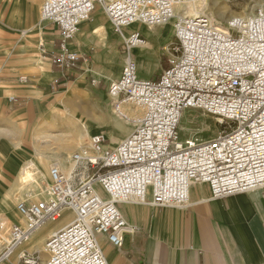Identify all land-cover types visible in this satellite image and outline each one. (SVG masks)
<instances>
[{
    "label": "built area",
    "instance_id": "2783aa9c",
    "mask_svg": "<svg viewBox=\"0 0 264 264\" xmlns=\"http://www.w3.org/2000/svg\"><path fill=\"white\" fill-rule=\"evenodd\" d=\"M196 1L43 0L42 21L54 24L61 37L54 62L64 70L81 59L71 47L81 24L98 8L105 12L123 39L125 58L107 97L112 112L135 128L116 147L105 133L91 136L71 156L69 173L52 166L45 196L19 203L26 221L9 229L0 264L64 210L75 219L46 242L44 264H108L98 237L121 248L125 236L137 232L122 204L187 210L196 185H208L213 200L264 190V8L220 27L205 14H185ZM166 25L177 41L170 65L142 79L134 50L146 38L129 30ZM134 110L138 119L131 117ZM187 111L206 112L223 130L198 146L185 142L179 127ZM16 264H42V258L21 252Z\"/></svg>",
    "mask_w": 264,
    "mask_h": 264
},
{
    "label": "crops",
    "instance_id": "0c3cea01",
    "mask_svg": "<svg viewBox=\"0 0 264 264\" xmlns=\"http://www.w3.org/2000/svg\"><path fill=\"white\" fill-rule=\"evenodd\" d=\"M42 5L43 0H0V182L9 179L11 186V190L0 197V215H3L0 218L1 233L7 240L11 226L22 225L24 221L17 211V198L22 187L20 177L14 179L9 167L13 154L23 162L29 160L26 150L17 148L13 151L9 145V124L21 115L23 101L40 93L42 96L49 94L53 85L59 82L67 86L59 93L62 99L53 105L67 108L68 101L83 99L85 93L78 90L87 87L88 79L96 80L95 75L107 97L108 85L119 78L124 65L123 39L114 32L109 18L107 15L105 18V12L100 8L90 21L81 24L80 33L71 45L81 57L72 70H64L59 64H53V59L42 57L41 52H57L60 40L57 27L42 21ZM102 29L106 36L100 33ZM161 32V29H154L151 39L145 33L144 36L157 42ZM146 45L139 53L148 59L156 52L150 44ZM141 61V58L136 60L140 78L150 79L161 74L156 75L157 69L150 75L144 74ZM23 73L31 75L30 82L22 80ZM41 106L37 112L39 129L34 138L41 140L46 131L59 133L60 137L51 141L50 146L39 140V147L33 138L31 145L36 153H43V164L50 168L51 163L59 164V160V165L64 168L63 156L68 160L72 152L79 150L80 118L71 113L72 116L62 118L43 106L40 111ZM102 114L106 116V113ZM100 122L87 124L100 131ZM110 126L113 125L107 130L113 147L112 138L121 137L123 133L120 131L117 136L119 130L113 133ZM17 130L16 127L11 131ZM124 138L118 139V143ZM190 196L192 205L187 210L120 205L125 219L137 232L125 236L121 248L112 246L106 236L98 237L108 264H264V190L213 200L208 185H196ZM74 219L71 210H64L58 221L46 222L4 264L18 263L21 252L40 253L44 264L48 258L44 250L46 242L70 226ZM3 248L0 247V253Z\"/></svg>",
    "mask_w": 264,
    "mask_h": 264
},
{
    "label": "rangeland",
    "instance_id": "374dc122",
    "mask_svg": "<svg viewBox=\"0 0 264 264\" xmlns=\"http://www.w3.org/2000/svg\"><path fill=\"white\" fill-rule=\"evenodd\" d=\"M258 4H264V0H218V4L215 6L212 5L209 9L210 10L209 12L215 13V14L217 12H224L225 18L224 19L218 18L215 20L214 18L209 17L208 15L207 16L209 17V19H211V21L215 25H220L224 27L227 24V21H229L233 16L234 17H238V16L247 17L251 15L250 13L253 7L256 8L255 12L258 9H261L258 7ZM41 9H42V6L40 8V14H41ZM150 28H153V27L147 28L144 26H140V27L134 26L132 27L131 30H129V32L132 33L133 30H140V32L144 36V33L146 35V30H149ZM154 29H157V30L161 29L162 32L160 34V40L157 42L149 41L148 39H146V42L151 45V49H153V51L156 52V54L152 53L151 55H149L148 59L146 56L141 57V60H142L141 62H143L142 72L146 75H150L154 73L155 69H157L156 75L160 74L162 70L167 69V67L170 65L169 60L171 58V54L173 53V49L177 45L176 44L177 41L174 38V28L172 27V25H166V27H154ZM166 30L169 32L166 33ZM59 37H60V34H59ZM57 45L59 46L58 42H57ZM58 46L57 48H59ZM72 49L75 51L73 47ZM41 53H42L41 54L42 57L51 58L54 61V53H55L54 50H52V52L48 51V53L47 52L45 53L41 52ZM123 63L125 64V62ZM53 64H55V62H53ZM94 77L97 81L98 80L97 76L95 75ZM21 78L24 82H30L32 77L29 73H23L21 75ZM88 80L89 82H88L87 87L83 86V89L78 90L79 92L85 93L83 96V99L71 100L67 102L66 106L68 107L69 113H71L74 116H77L78 118H80L82 122H86V123H99L101 121V118L105 119L100 122L99 127H100V131H102L101 133H105L106 137L109 138V140H110V136H108L109 131L107 130V126L109 125H113V128L118 129V126H120L121 124V127H124L125 131H123V136H121L120 139L128 136L130 133V130L125 125L128 123L123 121L121 118L117 117L112 112L110 101L108 97H106L105 90L103 89V85L100 84L97 87L93 84L94 79L91 80L90 78ZM66 86L67 84L60 85V83L57 82L53 85L52 91L49 92V94L42 96V94L40 93L39 95L33 96L31 100L23 101V111L21 112V115H19V117L17 118H14L16 120H14L13 123L11 121V123L9 124V133H10L9 145H10V148L11 147L13 148L12 149L13 151L14 150L16 151L17 148H22V150L29 151L28 148L31 146V142L35 134H37L38 129H39L38 127L39 122L37 120L38 119V115H37L38 107L42 105L47 111H50L54 107L53 104L57 100L62 99L59 93L61 90L66 88ZM101 111L104 114L106 113V116H103ZM138 113L141 116V113L140 112ZM12 125H17V126H12ZM11 127L14 129L17 127L18 129L17 132L11 131L12 130ZM180 128H181L180 135L185 142L195 141L199 144H203V142H208V141L213 140L214 138L218 137L220 130H223V127H221L218 124L217 119L208 115L204 111L186 112L181 121ZM97 130L98 128L91 127V131H92L91 136L96 135V134H101ZM89 139L85 140L84 145L88 143ZM38 142H39L38 138H34V143L37 146H38ZM78 151L79 150H75L72 153L74 154ZM73 154L68 156V160H67V156H63V158L61 159V162L65 166L64 169L66 171H68V169L70 170L69 160ZM9 161H10L9 167L11 169V174L14 177V179L17 180L19 175H21V173L23 172L22 170L24 169L26 162H23V160L21 159L19 160V158L17 159L16 154H13L11 158L9 159ZM54 164L55 163H51L50 165L51 167L50 168L48 167V174H49V170L52 168V165ZM8 181L10 180L9 179L4 180L5 183L0 182V197L2 196V194L11 190V186L8 185ZM43 183H44V189H45L44 195L40 196L39 198H35L37 195L36 187H35L36 185L35 184H32V186L29 185L25 187V189L23 190V193H20L21 195L18 196L17 198L19 200L18 205L21 201H27L29 199L36 201V200L42 199L45 196V193L47 192L46 190L50 186L49 180ZM21 186H23L22 183H21Z\"/></svg>",
    "mask_w": 264,
    "mask_h": 264
},
{
    "label": "bare ground",
    "instance_id": "6f19581e",
    "mask_svg": "<svg viewBox=\"0 0 264 264\" xmlns=\"http://www.w3.org/2000/svg\"><path fill=\"white\" fill-rule=\"evenodd\" d=\"M218 4V0H198L194 3H190L188 6H186L183 10H185V14L186 15H190V16H197L199 14H206L208 15L209 17H212L214 18L215 20L216 19H224L225 18V13L224 12H217L216 14L215 13H210L209 9L210 7L213 5H217ZM258 7L259 8H264V4H258ZM256 8L253 7L252 11H251V15L254 14ZM105 18H106V14H104ZM234 17V16H233ZM233 17L231 19H233ZM230 19V20H231ZM227 21V20H225ZM107 22V21H105ZM228 22V21H227ZM101 25V24H100ZM220 26V25H218ZM140 27V26H139ZM221 27V26H220ZM99 29V28H98ZM154 30V28H150L149 30L146 31V34H147V37L148 38H152V31ZM102 33L103 36H106L105 35V30L102 29ZM97 35V34H96ZM99 35V34H98ZM147 45H143L141 47H137L134 51H135V60H139V58L142 57V55L139 53L140 50H143L142 48L143 47H146ZM122 71V70H121ZM40 111H42V106L40 107ZM52 112L50 113H56L57 115H60L62 118H67L68 116H72L69 111H68V107L65 108V107H57V106H54L52 109ZM188 112V111H187ZM44 112H41V115H43ZM131 113V117L133 119H138L139 118V113L138 111H135L134 112H130ZM135 114V115H134ZM134 115V116H133ZM185 115V114H184ZM52 116V115H50ZM49 116V117H50ZM184 117V116H183ZM183 119V118H182ZM182 121V120H181ZM79 122H80V126H79V133H78V136H79V143H78V146H79V151L83 150L85 145H84V138L85 139H89L90 136H91V126H89L86 122H82L80 119H79ZM129 130H130V133L132 134V132L134 131V128H135V125H131V124H125ZM181 125V123H180ZM108 127V126H107ZM116 127V126H115ZM110 128H112L113 130V133L116 132V130H119L118 132H116L117 134H119V132L121 131L123 133L124 130V127H121V124L120 126H118V129L116 128H113V126ZM180 128V127H179ZM181 130V128H180ZM99 131V130H97ZM100 132V131H99ZM43 136L41 138L40 141H42V144L44 145H51V141L53 142L54 139H57L58 137H60L59 133H54V132H49V131H46L43 132ZM129 133V134H130ZM130 134V135H131ZM97 135V134H96ZM118 136V135H117ZM128 137V136H127ZM118 139H120V137L118 136V138H112V143H113V147H115L117 144H118ZM122 139V138H121ZM125 139V138H124ZM188 143H190L191 145L193 146H198L200 145L199 143L195 142V141H188ZM204 143V142H203ZM29 151L26 150V153L29 154V157H27L29 160L26 162V165L24 167V169L22 170L23 172L21 173V176L20 177V182L23 184V186L21 187L20 190V193H23V190L25 189V187L31 185L32 184H35L36 186V197L35 198H39L40 196L44 195V192H45V189H44V183L43 182H47L49 180V183H50V170H49V174H48V166H46V164H43L42 163V159H43V156L41 154H39V151L36 153V150L33 149V145H31L29 148ZM35 150V152H34ZM34 155V156H33ZM46 157V156H45ZM71 158V157H70ZM46 160V159H45ZM50 160V159H49ZM56 162V161H55ZM57 162L60 164V161L57 160ZM59 164H54L52 166H58L60 167L61 169H63L65 172L69 173V171L72 169V165L70 164V160H69V165H70V170L68 169V171H66L63 166L59 165ZM51 184V183H50ZM32 188V187H31ZM27 190V189H26ZM14 208V207H13ZM9 210V209H7ZM17 211H18V206H17ZM18 213H20L18 211ZM19 215V214H18ZM20 215L23 217L24 221L22 223V225L25 224V217L20 213ZM0 216H3V215H0ZM59 219H57L58 221ZM9 240V238H8ZM8 240L6 239V237L4 236V234H0V247L3 248L5 247V245L8 243ZM30 240V239H28ZM27 240V241H28ZM26 241V242H27ZM25 243V242H24ZM2 245V246H1ZM12 254V253H11ZM10 254V255H11ZM9 255V257H10ZM19 257V256H18Z\"/></svg>",
    "mask_w": 264,
    "mask_h": 264
}]
</instances>
